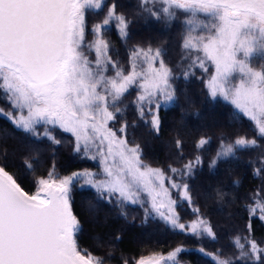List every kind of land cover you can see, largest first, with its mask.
Masks as SVG:
<instances>
[{
	"label": "snow or ice",
	"instance_id": "snow-or-ice-1",
	"mask_svg": "<svg viewBox=\"0 0 264 264\" xmlns=\"http://www.w3.org/2000/svg\"><path fill=\"white\" fill-rule=\"evenodd\" d=\"M104 4L0 0V98L10 105L8 111L0 108V116L54 145L61 143L56 130L70 133L73 151L98 162L97 171L69 175H60L53 165L46 177L36 179L32 194L0 165V264H105L104 257L78 246L82 225L72 208L77 184L90 186L108 202L141 205L146 218L158 217L173 230L216 239L206 218L197 215L186 224L176 211L181 202L193 204L186 178L202 163L201 157L181 168L169 166L168 175L144 162L139 144L127 138V122L118 129L110 127L124 111L118 105L135 88L138 115L150 117L146 122L158 133L160 108L177 100V77L161 47L134 45L128 50L127 70L113 58L106 32L114 26L124 39L130 24L115 3L91 26L89 40L87 15L103 11ZM140 8L166 24L178 19V12L183 14L181 47L189 63L182 75L187 79L194 69L210 72L204 81L208 95L229 102L264 138V0H140ZM209 142L201 137L196 148ZM175 146L182 150L183 141L177 138ZM256 146L257 139L246 136L221 139L209 167ZM25 165L32 170L31 162ZM261 165L254 175L264 171V160ZM250 201L245 205L248 234L232 237L234 256H224L220 249H198L213 264H264V247L253 238L251 225L253 217L264 221V196L257 192ZM184 251L181 245L167 254L124 257L123 264H179L178 255Z\"/></svg>",
	"mask_w": 264,
	"mask_h": 264
},
{
	"label": "trees",
	"instance_id": "trees-1",
	"mask_svg": "<svg viewBox=\"0 0 264 264\" xmlns=\"http://www.w3.org/2000/svg\"><path fill=\"white\" fill-rule=\"evenodd\" d=\"M113 3L117 5V12L124 13L130 21L128 36L124 39L114 26L106 32L113 52L126 60L125 45H157L165 50V61L169 65H177V71L183 73L189 63L185 58L187 53L181 47L183 14L178 12V19L166 24L143 12L140 0H105L103 11L88 13V29L103 19L106 8ZM88 37H91L90 30ZM209 74L194 69L189 78L178 75L173 80L177 100L160 108L158 133L143 120L146 117H139L136 109L127 104L126 98L131 92L118 105L124 111L112 127L127 122L129 142L139 144L142 159L152 167L169 171V166L181 168L195 156L201 157L202 163L196 166L186 182L190 186L194 205L213 227L216 239L198 238L173 230L158 217L146 218L143 208L138 205L122 206L114 200L108 202L99 198L95 189L89 186L82 188L77 184L72 192V208L82 225L77 236L80 248L97 255L111 252V258L108 256L106 261L112 264H123L124 257L167 254L181 245L185 251L178 255L179 264H213L210 257L198 251L201 247L206 252L220 249L224 256L236 254L232 237L248 234L246 225L249 219L245 205L257 192L264 196V171L254 175V170L261 168V160H264V138L257 136L253 123L229 102L208 95L204 81ZM0 108L5 111L10 108L3 98H0ZM54 135L61 141L60 144L33 138L15 127L9 119L0 116V165L5 166L29 194L36 190V179L46 177L53 165L60 175L92 166L91 162L82 159L81 154L73 151L74 138L71 134L56 130ZM239 136L257 139V146L237 151L235 158L219 160L216 166L210 168L221 139L232 141ZM201 137L208 138L210 142L197 149L196 143ZM177 138L183 141L182 150H177L175 146ZM26 161L33 164L32 170L26 167ZM179 213L183 220L193 217L186 209H181ZM251 225L253 238L264 247V221L253 217Z\"/></svg>",
	"mask_w": 264,
	"mask_h": 264
},
{
	"label": "rangeland",
	"instance_id": "rangeland-1",
	"mask_svg": "<svg viewBox=\"0 0 264 264\" xmlns=\"http://www.w3.org/2000/svg\"><path fill=\"white\" fill-rule=\"evenodd\" d=\"M107 11V8H106V10H105V12ZM104 12V13H105ZM104 16V15H103ZM89 21H90V18L88 17V15H87V25H89ZM92 26V25H91ZM91 26L89 27V30L91 29ZM88 39L90 40L91 39V37L89 38L88 37ZM147 46H149V45H147ZM147 46H145V47H147ZM153 48H156V47H159V46H157V45H151ZM125 48H126V51H127V57H126V60H123L121 57H120V55H117V54H115L114 52H112L111 54H112V56H113V58L114 59H118L119 61H120V63L122 64V65H124L125 66V69L127 70V60H128V50L130 49V48H132L133 46H127V45H125L124 46ZM112 48H113V46H112ZM163 59H164V57H163ZM165 60V59H164ZM166 62V61H165ZM167 63V62H166ZM168 64V63H167ZM168 66L170 67V68H172L173 69V71H174V73L176 74V77L178 76V75H180V76H183L182 75V73H179L178 71H177V65H169L168 64ZM258 66V65H257ZM112 73L111 72H109V75H111ZM211 74V73H210ZM209 74V75H210ZM130 92H131V94H130V96H128L127 98H126V102H127V104L128 105H130V106H132V107H134L135 109H136V107H135V105H134V103H133V101L135 100V97H136V89L135 88H133V89H131L130 90ZM10 106V105H9ZM10 109V108H9ZM136 111H137V109H136ZM140 117V116H139ZM145 122H146V120H150V117H146L145 119H143ZM115 122V121H114ZM114 122H110V127H112V125L114 124ZM113 123V124H112ZM124 123V122H123ZM122 123H120L117 127H112L113 129H118L119 127H120V125H121ZM114 126V125H113ZM39 131H43V128L42 127H40L39 129H38ZM29 136H31V137H33V138H36V139H47V138H44V137H34V136H32L31 134H29V133H27ZM70 134V133H69ZM48 140V139H47ZM225 142H230L229 140H225ZM81 157H82V159H84V160H87V161H89V162H91L92 163V166H87V167H85L84 169H89V170H93V171H97L98 170V162L97 161H94V160H91V159H88V158H86V157H84V156H82L81 155ZM158 168V167H157ZM83 169V170H84ZM162 169V168H161ZM164 170V169H163ZM165 171V173L166 174H168V175H172L168 170H164ZM176 179H179V177H176ZM90 187V186H89ZM172 192H173V198L175 199V198H178V196H179V193L176 191V190H172ZM115 201V200H114ZM138 205V204H137ZM123 206V205H122ZM138 206H140V207H142L141 205H138ZM147 205H145V207H146ZM143 208V211H144V207H142ZM193 208H196V206L194 205V203L191 205V206H189V204L187 203V202H181L180 203V205L177 207V209H176V211L179 213V211L181 210V209H186V210H189L190 211V213H192L193 214V217L191 218V219H188V220H183V219H181V222H183V223H188V222H190L191 220H193V219H195L196 218V216L197 215H200V213L198 212V214L197 213H194V211H193ZM197 209V208H196ZM180 214V213H179ZM144 215H145V211H144ZM201 216V215H200ZM146 217V216H145ZM95 255H97V254H95ZM149 255H151V254H149ZM97 256H102V257H104L105 258V264H112V262L111 261H106V259L108 258V255H105L104 253H102V255H97Z\"/></svg>",
	"mask_w": 264,
	"mask_h": 264
}]
</instances>
